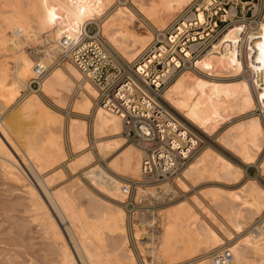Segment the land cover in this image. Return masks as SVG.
Returning a JSON list of instances; mask_svg holds the SVG:
<instances>
[{"label":"bare ground","instance_id":"obj_1","mask_svg":"<svg viewBox=\"0 0 264 264\" xmlns=\"http://www.w3.org/2000/svg\"><path fill=\"white\" fill-rule=\"evenodd\" d=\"M115 1L0 0V172L4 180L22 192V210L29 221L38 224L41 232L56 243L53 249L57 255L53 256L59 264H139L129 245L126 210L120 204L126 197L120 187L122 180L100 164L96 154L106 159L114 173L139 177L144 151L121 132L120 116L96 102V87L69 59L51 65L40 80L39 92L32 89L8 119L2 115L24 90L28 91L25 86L36 61L51 64L64 32L76 35L90 21L100 22L99 30L108 43L122 57L135 60L153 39L151 28L143 20L165 28L192 2L129 0V5ZM191 17L192 14L185 17L183 22ZM138 25L143 26L142 30ZM236 29H226L200 54L196 67L180 71L161 94L196 128L216 134L221 147L237 159L212 144L187 162L182 172L173 177L176 187L188 191L190 184L203 181L216 185L165 207L163 230L158 228L153 241L144 243L140 238L142 225L156 223V215L148 219L137 216L133 236L142 255L144 251L146 255L151 253L153 261L184 264L193 259L189 264H211L210 254L203 252L225 243L233 252L231 264H264V233L258 224L247 228L248 221H254L264 210V185L255 176L243 178V164L254 163L264 146V77L254 75L250 80L241 74L244 63L227 48ZM260 33L256 57L249 64L264 67V19ZM29 40L46 42L47 47L26 52L23 42ZM71 94L70 108L76 115L67 119L66 136L75 155L68 158L62 137L64 114L43 96L65 107ZM257 103L263 119L255 111ZM82 115L90 116V122ZM227 121L230 125L222 129ZM89 130L95 151L90 146ZM179 139L196 142L185 135ZM117 149L116 156L107 158ZM258 169L264 175V157ZM80 174L107 198L88 188ZM68 177H72L70 182L63 183ZM81 186L88 205L80 200ZM175 186L161 184L164 191L177 192ZM148 187L137 186V193L154 190ZM95 200L103 208L95 207ZM114 235L121 237L116 248L113 245L117 241L109 238ZM109 239H113V245L109 241L113 248ZM145 256L143 260L148 262Z\"/></svg>","mask_w":264,"mask_h":264},{"label":"built area","instance_id":"obj_2","mask_svg":"<svg viewBox=\"0 0 264 264\" xmlns=\"http://www.w3.org/2000/svg\"><path fill=\"white\" fill-rule=\"evenodd\" d=\"M190 14L192 17L183 22ZM262 19L264 0H192L185 12L166 28H155L153 41L135 60L122 57L108 43L98 24L90 21L76 35L63 33L51 64L36 61L25 89L38 90L40 80L50 66L65 59L71 60L82 76L93 83L98 91L96 102L120 116L121 132L144 151L139 178H127L120 187L126 194L124 206L128 216L148 219L158 214L162 202L176 196L177 192L164 191L160 185L173 179L203 146L199 129L162 98L165 85L183 69L195 68L200 54L232 26L237 29L234 39L228 40L227 48L244 63L241 74L264 77V67L249 64L256 57V38L262 34ZM40 45L39 48L47 47L46 42ZM29 48L31 52L36 47ZM183 135L196 142L181 141L179 138ZM148 184L158 189L137 193L138 185L145 188ZM256 224L264 233V212ZM144 226L145 237L148 242L153 241L158 223ZM139 254L143 260L140 251ZM209 254L211 264H231L233 261V252L225 243ZM147 257L152 261L151 253L147 252ZM142 260L141 264H147Z\"/></svg>","mask_w":264,"mask_h":264},{"label":"rangeland","instance_id":"obj_3","mask_svg":"<svg viewBox=\"0 0 264 264\" xmlns=\"http://www.w3.org/2000/svg\"><path fill=\"white\" fill-rule=\"evenodd\" d=\"M120 1H125L126 3H128L129 5H131V2L128 0H120ZM118 3V0L115 1V3ZM190 5V4H189ZM114 6V5H113ZM188 6V5H187ZM185 7L181 12H179L177 14V16L174 19H176L179 15H181V13L185 12L186 8L188 7ZM113 7L110 8V10L112 9ZM172 20V21H173ZM145 22V24H147L152 32H153V39H154V30L156 28V26H153L151 25L148 21L146 20H143ZM171 21V22H172ZM169 22V24L171 23ZM100 26V22H97ZM168 24V25H169ZM167 25V26H168ZM166 26V27H167ZM138 28V30H142L143 26L142 25H138L136 26ZM165 27V28H166ZM159 28V27H158ZM153 39L151 40V42L153 41ZM30 42V43H29ZM150 42V43H151ZM28 43V44H27ZM149 43V44H150ZM24 49L26 50V52H29V47H32V46H35V47H39L41 46L40 43H37V42H34L32 40H29L28 42L24 43ZM36 44V45H35ZM42 44V43H41ZM149 44L145 47V49L149 46ZM143 49V51L145 50ZM207 49V48H206ZM142 51V52H143ZM141 52V53H142ZM52 61V60H51ZM64 62V60L61 62V64ZM50 64V63H49ZM60 64V63H59ZM194 69V68H192ZM178 74V73H177ZM176 74V75H177ZM175 75V76H176ZM241 75V74H240ZM246 75V74H245ZM174 76V77H175ZM173 77V78H174ZM246 77H248L250 80H251V76H248L246 75ZM172 78V79H173ZM235 78V77H234ZM170 79V81L172 80ZM169 81V82H170ZM168 82V83H169ZM167 83V84H168ZM166 84V85H167ZM165 85V86H166ZM27 87V86H25ZM24 87V88H25ZM165 88V87H164ZM164 90V89H163ZM252 90L254 92V95L256 97V94H255V90L252 86ZM30 91L32 92V90H28L27 92L24 90L21 94V96H19L17 98V102L13 105H11L10 107H7L6 109H4L3 111V118H6L8 119L9 116H10V112L11 111H15L19 105V102L20 100L26 96L27 94L30 93ZM39 92V90L37 91ZM163 92V91H162ZM74 96V94H71L69 99H68V103L65 107H59L57 106L55 103L52 102V100L47 97V96H43L44 99L50 103L54 108H57L58 112L59 113H63L64 114V120H63V128H62V137H63V142H64V146H65V149L67 151V155H68V158H72L75 153L71 150L70 146L68 145V140H67V136H66V130H67V119L69 116L71 115H76L74 112L71 111V108H70V101L72 100V97ZM16 107H15V106ZM9 109H12V110H9ZM256 112H258L262 119H263V116H262V109L260 108L259 104L257 103V106H256ZM72 112V114H71ZM177 112V111H176ZM178 113V112H177ZM179 114V113H178ZM83 116V115H82ZM181 116V115H180ZM83 117H85L89 122H90V116L88 115H84ZM230 125V121H227L226 123L223 124L222 126V129H225L226 127H228ZM226 126V127H225ZM65 127V128H64ZM200 131V134L203 135V146L199 149V151L191 158L193 159L200 151L201 149H204L207 145H212V146H216L217 148L219 149H223V147H221V145L216 141V134H209V133H205L201 130ZM65 137V138H64ZM88 138H89V141L91 143V147L92 149L95 151V148L93 147V136H92V133L91 131L89 130V133H88ZM128 141L130 142H133L129 139H127ZM66 141V143H65ZM218 143V144H217ZM119 149H117V151H113L107 158H110V156H116L119 152H118ZM224 151H226V153H228L229 155H231L232 157H234L235 159L236 156L233 155L231 152H227V150L223 149ZM70 151V152H69ZM121 151V150H120ZM260 154V155H259ZM255 160L254 163H251L250 165L249 164H243L244 166V179L250 177V176H255L263 185H264V175L259 171L258 169V166H259V163L260 161L262 160V158L264 157V146H263V149L262 151L260 152ZM259 157V158H258ZM96 158H97V161L102 164L109 172L117 175L122 181H124L125 179L127 178H139V177H131L130 175L126 176V175H118L116 173H114L108 166H107V163L106 162V159H103V158H100L99 155L96 154ZM100 158V159H99ZM190 159V160H191ZM104 160V161H103ZM189 160V161H190ZM188 161V162H189ZM187 165H185L186 167ZM184 167V168H185ZM183 168V169H184ZM181 169V170H183ZM182 172V171H181ZM179 172V173H181ZM69 176V175H67ZM81 178L83 181H85L84 183L87 184L86 186H88V188L91 187V190L93 192H95L96 194H98L99 196H102L104 198H107L104 194H102L101 192H98L97 189H95V187H93L89 181L87 180L86 177H83V175H81ZM72 177H68L63 183H66L68 182L69 180H71ZM125 178V179H123ZM87 180V181H86ZM173 179H171L169 181L170 184H172L173 186H175L173 184ZM70 182V181H69ZM213 181H203V183H199V185H191L190 184V189L191 190H188V191H184L182 190L181 188L179 187H176L177 189V193H176V196H174L173 198L171 199H168L164 202H162L159 206H158V213L156 215L158 221V225H159V228L161 226V231L163 230V225H162V222L164 221V211L163 209H165V207H167L168 205H170L171 203H173L174 201L178 200V199H181V198H186V199H190L191 197V194L193 193H197L198 191H200L201 189H205V191L209 190L207 188H211L213 187L215 184V182ZM68 184V183H66ZM214 184V185H213ZM139 186V185H138ZM146 186H149L148 188L150 189L151 188H156L158 189V187H155L153 184H148ZM154 186V187H153ZM211 186V187H210ZM217 186L219 187H225V186H222V185H219L217 184ZM236 186V185H235ZM161 187V185H160ZM84 189L83 186L79 187V189ZM194 188V189H193ZM80 190V200L81 202L84 204V205H88L89 204V200L88 198L82 193L83 190ZM136 190H137V187H136ZM19 191V193H18ZM186 193V194H185ZM22 194V192L20 193V189H14L6 180H4L1 172H0V264H56L58 262V259L57 261H54L55 257L57 255L56 253V250H54V245L56 243H54V241L49 238L48 236L46 237L42 232H41V229H40V226L38 224H35V222H31L29 221L27 215L25 212H23V205L21 204V201L22 199L19 197L20 195ZM23 195V194H22ZM104 195V196H103ZM85 197H86V200H85ZM84 200H83V199ZM84 202H83V201ZM93 205L99 209L103 208V205L101 204H98L99 200H95L93 201ZM120 204L122 206H124V201L120 202ZM21 208V209H20ZM125 208V206H124ZM162 209V210H161ZM126 210V209H125ZM264 212V210L256 217V219L254 221H248V224H247V228H251L252 226H254L256 223H257V219L259 218V216ZM126 226H127V232H128V238H129V245L132 247L135 255H136V258H137V261L139 264L140 261L142 260L141 257L139 258L140 254H139V251L142 252L141 255L143 254V251H141L139 248V244L137 243L136 239L134 238L133 236V224L134 223H138L139 222V219H137V215L135 216H128V213L126 211ZM21 221V222H20ZM34 223V224H33ZM254 224V225H253ZM35 225V226H34ZM141 226V225H140ZM142 228H144V230L142 229V237L140 238L144 243H147L148 242V239L145 237V226L142 225ZM221 233V232H220ZM12 235V236H11ZM116 235H114L115 237ZM113 236L109 237V238H113L114 239V243L115 241H117L116 243H118V245H113V239L112 240H108V243H109V246L111 245V241H112V245L115 247L119 246V242L118 241H121V237L118 235L114 238ZM225 237V236H224ZM47 239H51L49 241H47ZM226 239V238H225ZM110 241V242H109ZM160 241V240H159ZM54 243V244H53ZM111 245V247L113 248V246ZM7 246V247H6ZM115 247V248H116ZM216 246L208 249L207 251L203 252L205 254H209L211 249H214ZM110 248V247H109ZM114 248V249H115ZM113 250V249H112ZM15 251V252H14ZM56 253V254H54ZM144 255H146V252L144 251ZM54 254V256H53ZM54 257V258H53ZM148 260L147 263L150 262V264H154L158 261H161V260H152L150 261V258L147 257V255L145 256ZM5 259V260H4ZM55 259V260H56ZM53 261V262H52ZM144 261V260H143ZM17 262V263H16ZM154 262V263H153ZM186 263L184 264H189L188 260L185 261ZM143 263V262H142ZM162 264H165L164 261H161ZM171 264H176V263H171Z\"/></svg>","mask_w":264,"mask_h":264}]
</instances>
